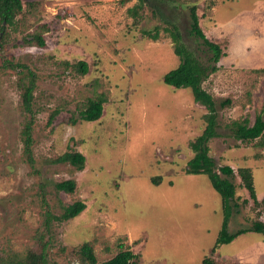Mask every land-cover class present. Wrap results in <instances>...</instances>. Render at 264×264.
<instances>
[{
	"label": "rangeland",
	"instance_id": "obj_1",
	"mask_svg": "<svg viewBox=\"0 0 264 264\" xmlns=\"http://www.w3.org/2000/svg\"><path fill=\"white\" fill-rule=\"evenodd\" d=\"M22 1L39 2V20L27 17L3 40L0 30V239L10 237L2 244L6 250L21 254L32 247L29 235L45 210L38 195L44 184L56 214L59 201L86 203L77 217L52 223V258L59 264H78L75 248L85 241L92 243L99 261L113 257L122 244L140 255L139 264H204L207 254L218 264H264V233L256 231L210 253L223 224L222 198L207 174L185 169L208 110L194 100L190 88L177 89L163 80L181 62L163 30L165 22L159 21L160 38L153 40L142 30L152 28L159 16L149 8L132 16L129 9L139 0ZM194 1L205 35L226 52L202 87L218 109L219 136L209 141V155L218 173L233 177L237 188L230 231L252 221L264 224V204H255L240 175L241 169L251 172L257 199L264 200V148L258 138L235 139L232 130L233 121L248 117L254 131L257 116L264 117V19L259 18L264 0L248 5L256 10L235 15L232 35L224 30L233 12L216 7L218 0L158 3L179 26L187 47L208 63L212 52L189 32L185 4ZM243 23L248 24L246 36ZM35 30L42 32L45 47L24 43V36ZM79 60L88 63V73L80 75L66 65ZM6 61L27 63L38 73L33 136L40 173L24 159L21 130L27 114L17 84L21 73L5 68ZM89 82L107 97L101 117L92 122L79 116L82 100L95 92ZM226 99L230 104L221 106ZM74 148L86 156L82 170L52 161ZM202 160L209 161L206 155ZM62 179L75 180L74 193L56 194L55 183Z\"/></svg>",
	"mask_w": 264,
	"mask_h": 264
},
{
	"label": "trees",
	"instance_id": "obj_2",
	"mask_svg": "<svg viewBox=\"0 0 264 264\" xmlns=\"http://www.w3.org/2000/svg\"><path fill=\"white\" fill-rule=\"evenodd\" d=\"M164 0H139L138 4L131 7L130 13L132 16L137 17L140 11L145 8L153 10V13L159 16L158 21L150 29H143L142 33L153 40L160 38L161 25L159 21L165 22L163 30H166L171 36L174 42L175 53L180 57L181 62L176 67L165 73L163 80L166 84L173 86L174 88H190L194 100L202 103L208 110L204 118L206 126L203 132L198 135L191 142V149L194 155L188 161L186 166L187 174H207L213 188L221 195L222 208L224 212L222 228L218 233L213 247L210 253L216 254L220 246L229 242L234 237L248 232L256 231L264 233V224L262 221L244 223L237 230L230 231V220L236 213L235 208V195L237 192L236 183L232 178H226L217 171V166L214 160L209 155L208 143L211 139L218 137V109L217 103L214 97L207 92L202 83L207 79L211 73L216 72L219 69V63L221 57L226 55L223 47L212 40H210L204 33L200 26V16L198 14V3L189 2L185 4V7L189 9L191 28L190 34L194 35L207 46V49L212 52V55L208 58V63H204L190 50L183 41V35L179 26L170 17H165L159 2ZM214 1L213 4H215ZM213 8V5H210ZM39 2L28 1L24 4L22 0H0V30L4 32L2 37L6 39L9 37L10 28L17 29L19 24L25 22L27 17H33L39 20ZM161 23V22H160ZM159 24V25H158ZM44 25L42 24L41 27ZM24 43L30 46H46V39L44 38L40 30H35L31 34L24 36ZM23 44V43H22ZM21 45V44H20ZM66 65L71 66L75 73L84 75L89 71V65L85 60H79L76 63L66 62ZM5 68H11L18 70L21 73L17 84L23 90L22 91V106L26 112L23 128L21 130V139L23 142V155L25 161L30 164L35 172L40 173V170L35 167L36 158L34 155V136H33V123L34 116L36 115L34 104V91L36 89V82L38 80V73L34 71L27 63L23 62H10L6 61ZM10 70V69H8ZM90 89H94V95L85 97L80 104V118L83 121L92 122L98 120L103 112L104 104L107 101V97L104 93H98L94 82H89ZM93 90V91H94ZM230 104V100L226 99L221 103V106ZM71 115V123H74V116ZM250 120L247 118L243 120L233 121V134L235 139H247L252 141L258 138L257 144L259 147L264 148V117L260 114L257 116L256 125L258 128L251 131L249 128ZM207 156L208 162L202 160L203 156ZM54 163L72 165L75 169L82 170L86 165V156L74 149L67 150L52 159ZM73 168V169H74ZM73 169H70L71 171ZM240 175L243 178L245 187L249 190L251 196L255 200V204H264V200L259 201L257 199L254 180L251 172L247 169H241ZM234 176V175H233ZM227 182L230 184L227 186ZM75 180L74 179H62L55 183V192L60 195L61 192L74 193L75 192ZM41 196L40 205L45 208L41 215V224L35 229L34 235H29L28 245L32 246L27 248L26 252L21 254L10 252L6 250L2 244L10 242V237L5 236L0 239V264H59L52 258L55 254L56 239L52 235V223L54 221L61 222L75 218L80 215L86 208V203L83 200H76L72 203H63L59 201L60 212L55 213L53 207L48 201L44 184H42L40 191ZM44 194V196H43ZM46 195V197H45ZM47 199V200H46ZM246 202V201H245ZM247 224V225H245ZM26 228V227H25ZM34 244V246L32 245ZM113 257L99 261L98 256L90 241H85L75 248L76 258L75 261L78 264H139L140 255L134 253L131 249H123L124 246ZM64 247H61L63 249ZM204 264H218L213 256L207 254L203 259Z\"/></svg>",
	"mask_w": 264,
	"mask_h": 264
},
{
	"label": "crops",
	"instance_id": "obj_3",
	"mask_svg": "<svg viewBox=\"0 0 264 264\" xmlns=\"http://www.w3.org/2000/svg\"><path fill=\"white\" fill-rule=\"evenodd\" d=\"M219 2H218V4H216V7H218V6H220V5H224L227 9H229L230 10V12L232 11L233 13H232V16H230L229 18L230 19H232V22H231V24H229V27H228V29H225L224 31H225V34H227V35H232L234 32L232 31V29L234 28V24L236 23V25H237V22L238 21H233V18L235 17V15H238V16H240L241 15V13H243L244 15L246 14V13H248V12H251V11H254V10H256V8L255 7H253V6H248V5H251V4H253L254 3V0H253V2L250 0V2L248 3V2H246L247 0H218ZM245 2V4H241V6L239 5V7H238V2ZM259 3H262V1H258L257 2V4H259ZM233 5H234V7H233ZM219 8V7H218ZM234 9V10H233ZM234 14V15H233ZM244 15H242V16H244ZM244 17H246V16H244ZM259 18H261V19H264V16L262 15V12H261V14H259ZM259 18H257L256 17V20H258ZM219 23V22H218ZM232 25H233V27H232ZM245 26V27H244ZM236 29V28H235ZM242 29H243V35L244 36H246V35H248V33H249V31H248V24H245V23H243V26H242Z\"/></svg>",
	"mask_w": 264,
	"mask_h": 264
}]
</instances>
